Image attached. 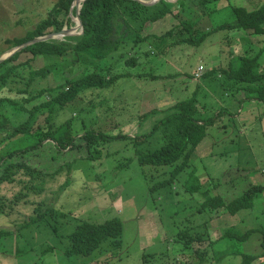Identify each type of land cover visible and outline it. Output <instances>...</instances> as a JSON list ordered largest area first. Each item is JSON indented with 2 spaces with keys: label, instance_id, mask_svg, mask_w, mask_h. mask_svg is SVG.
I'll return each instance as SVG.
<instances>
[{
  "label": "rangeland",
  "instance_id": "1",
  "mask_svg": "<svg viewBox=\"0 0 264 264\" xmlns=\"http://www.w3.org/2000/svg\"><path fill=\"white\" fill-rule=\"evenodd\" d=\"M56 1L0 0V58H7L18 49L9 50L7 41L25 36L46 18ZM263 1L218 0L204 8L187 6L180 13L179 21L193 20L192 33L199 37L202 32L232 23L233 7L251 11ZM68 17L71 25L65 24L63 29L70 30V35H79L81 28L77 19L70 13ZM176 24L178 21L168 15L152 23L148 32L161 35ZM243 38H247L245 43ZM262 38L241 30L221 29L211 32L194 47L168 46L177 37L163 42H143L134 50L138 61L134 67L124 65L121 59L127 52L128 57L134 54L132 50L125 47L115 53L110 60L114 72L129 77L119 79L108 88L87 91L54 119L59 124L71 117L73 134L77 135L76 148L59 152L51 141H44L37 149L12 158L45 174L36 176L16 171L11 182L0 185V209L4 211L0 213V230L11 232L0 237V264H238L240 255L233 256L235 252L260 254V242L255 234L241 245L225 241L210 245L209 242L219 239L229 227L244 232L247 228L264 225V104L252 108L246 122L254 125L246 132L241 131L245 124L238 119L239 112L247 109L243 106L245 102L240 105L236 119L225 115L213 126H208L206 137L194 151L190 167L186 173L182 172L181 180L184 181L188 172L195 169L204 186L202 189L211 190L225 202L241 196L249 185L261 186L263 190L254 201V207L234 216L222 208L200 210L204 198L199 192L190 193L178 179L152 188L168 176L157 177L150 167L146 169L148 182L134 159V152L159 148L164 143V135L158 130L138 146L134 145L133 138L151 132L165 110L188 99L196 84L203 90L198 93L199 97L205 94L220 106H229L232 99L219 90V75L208 79L203 75L210 69L228 66L229 53L230 56L242 53L239 49H244L248 41L254 46H263ZM158 45L166 50L160 52ZM27 57L30 56L22 54L19 60ZM32 64L38 68L43 61L36 60ZM200 66H203V75L196 79L194 74ZM61 70L45 80H35L31 87H24L27 77V70H24L26 75L12 79L0 90V97L25 104L32 92L61 84V76H64ZM144 113L147 115L141 118ZM15 115L9 107H1L0 142L11 133L15 121L25 118L22 115L15 118ZM42 120L40 118L38 124H42ZM87 129L110 136L121 133L129 138L110 139L95 145L102 158L89 161L85 159L88 150L81 137ZM33 143V138L17 136L5 140L0 151ZM127 160L130 161L125 165ZM59 166H62L59 173L50 177ZM157 168L172 170L169 166ZM210 184L218 185L212 189ZM49 208L54 211L52 216L23 227L30 217ZM113 218L123 223L120 247L113 249L107 241L90 256L65 254L69 243L67 236L76 225L82 221L103 223ZM191 227L194 228L190 234H201L202 239L195 237L197 240L185 247L189 238L179 237L178 233ZM203 250L205 255L200 258L199 252ZM220 252H232V255L217 263ZM254 264H264V258Z\"/></svg>",
  "mask_w": 264,
  "mask_h": 264
},
{
  "label": "trees",
  "instance_id": "2",
  "mask_svg": "<svg viewBox=\"0 0 264 264\" xmlns=\"http://www.w3.org/2000/svg\"><path fill=\"white\" fill-rule=\"evenodd\" d=\"M74 1L57 0L47 13L46 18L28 31L25 36L7 41L10 44L9 50L18 48L34 38L57 33L64 28L65 24L71 25L68 14ZM216 1L218 0H158L152 5H144L137 0H84L78 15L82 24L81 34L27 45L0 62V90L6 87L12 79L22 78L26 75L24 70H27L24 87L33 86L37 79H47L58 69H62L60 73L64 75L61 76L63 80L61 84L32 92L25 104L0 97V109L3 106L9 107L16 114L15 118L20 115L25 117L19 121L13 120L15 122L11 133L1 140L0 145L5 140L17 136L34 140L33 144L21 148L0 151V185L4 182H11L16 171H24L36 176L45 174L42 170L31 167L25 162L12 161L13 157L37 149L44 141H51L59 152L76 148L77 135L73 134L71 117L63 119L59 124H56L54 119L60 111L87 91L105 89L115 84L119 79L129 77L114 72L110 61L115 53L125 47L132 50L134 54L128 57L127 52L126 57L124 54L121 55V59L123 58L124 65L134 67L138 63L134 50L143 42L153 40L163 42L170 37H177L178 39L168 46L188 45L194 47L199 46L211 32L221 29L241 30L255 36H262L263 46L244 49L237 55L230 56L229 53L228 66L221 67L219 70L210 69L204 75L202 74L206 79L219 75V90L221 89L224 95L232 99L229 106H220L217 101L214 102L211 100L212 97H206L205 94L199 97L198 93L203 90L201 85L196 84L197 87L195 86L196 88L193 89L194 91L188 99L179 101L165 110L163 118L154 125L151 132L133 138L134 145L138 146L142 145L150 134L158 130L164 135V143L159 148L153 151L136 149L134 152V159L142 168V174L148 182L150 178L146 174V169L150 167L154 170L153 175L168 176L155 183L154 186L152 185V188L174 183L177 179L183 181L181 180L182 172L186 173V169L190 167L194 151L206 137L208 126H213L225 115L231 118L237 114L243 102L253 100L264 104V1L251 11L243 7H233L234 21L232 23L202 32L199 37H195L192 33L193 20L179 21L180 13L187 6L204 8ZM71 14L75 17L74 8L71 10ZM168 15L173 16L178 24L161 35L148 32V26L161 21ZM243 41H247V38H243ZM163 49L166 50L165 47H159L160 52ZM22 54H27L30 57L20 61ZM36 60L43 61V65L34 68L32 63ZM152 78L155 77L152 76ZM145 115L147 113L142 114L141 118ZM40 118H43L42 124H38ZM81 137L88 150L85 159L94 161L102 158L100 151L95 150V145L127 136L121 133L110 136L93 129H87ZM128 161L130 160L124 164H128ZM164 166L172 167V170L165 171L157 168ZM61 168L62 166H59L49 176L53 177L59 173ZM196 173L195 169L188 172V177L182 182V185L190 193L199 192L204 198L200 210L222 208L234 216L241 210L252 209L254 201L263 190L261 186L249 185L241 196L225 202L218 194L214 196L211 190L202 189L204 186L201 185L200 177ZM217 185L210 184L212 189ZM0 213H4V211L0 209ZM53 213L51 208L46 209L38 215L30 217L23 227L45 221ZM193 228L178 233L179 237L186 238L187 236L189 238V241L184 243L185 247L190 245L193 240H197L196 238L202 239L201 234H190ZM122 232L123 223L117 218L109 219L103 223L82 221L67 236L69 243L65 254L67 256H90L100 248L102 243L107 241L113 249L118 248L121 246ZM10 234V231L0 230V237ZM253 234L260 242L261 253L255 255L235 252L233 256L240 255L238 264H254L264 258L263 224L247 228L244 232H239L234 227L226 228L219 239L210 241L209 244L215 245L219 241H225L241 245L249 241ZM199 253V257L202 258L205 255V250ZM230 255L232 252H220L217 255V263L225 257L229 258L227 256Z\"/></svg>",
  "mask_w": 264,
  "mask_h": 264
},
{
  "label": "water",
  "instance_id": "3",
  "mask_svg": "<svg viewBox=\"0 0 264 264\" xmlns=\"http://www.w3.org/2000/svg\"><path fill=\"white\" fill-rule=\"evenodd\" d=\"M83 1L84 0H75L73 2V4H72L71 8H70V14H71V10L73 8L75 9V18L77 19V21L79 23V27L81 28V33H82V24H81V21H80L78 15H79V11H80L81 4H82ZM137 1H139L140 3H142L144 5H152L155 2H157L158 0H150L148 2L142 1V0H137ZM67 35H70V30L62 29L61 31H59L57 33H51L48 36H44V37H40V38H34L33 40L28 41L27 43H25L22 46L18 47V49L15 50V51H13L9 56H7V58L10 57L11 55H13L15 52L19 51L21 48L27 46V45H30V44H33V43H36V42H39V41H45V40L55 39L54 37H58V36L62 38V37H65ZM7 58H0V62H2L3 60H5Z\"/></svg>",
  "mask_w": 264,
  "mask_h": 264
},
{
  "label": "crops",
  "instance_id": "4",
  "mask_svg": "<svg viewBox=\"0 0 264 264\" xmlns=\"http://www.w3.org/2000/svg\"><path fill=\"white\" fill-rule=\"evenodd\" d=\"M232 15H233V13H232ZM233 18H234V15H233ZM234 20V19H233ZM148 27H150V26H148ZM148 30H149V28H148ZM243 43H245V41H242ZM242 42H241V44H242ZM251 43H247V46L244 48V49H251V47H255V48H257V47H259V46H254L253 44L254 43H252V41H250ZM241 44H239V47H241ZM244 49H239V50H244ZM201 67H203V66H201ZM194 79V78H193ZM206 79V78H205ZM207 81V80H206ZM259 103H257V102H255V101H246L244 104H243V106H247L246 108V110L245 111H240L239 112V115H238V119L240 118V120H241V123H244L245 124V126L244 127H242V130L241 131H247V130H249V128H251L252 127V125H254L253 123H248V122H246L247 121V118H248V116L249 115H251V113H252V108L253 107H255V108H258V107H260L259 105H258ZM242 106V107H243ZM234 119H236L237 118V116H236V114L235 115H233L232 116ZM242 135V134H241Z\"/></svg>",
  "mask_w": 264,
  "mask_h": 264
},
{
  "label": "built area",
  "instance_id": "5",
  "mask_svg": "<svg viewBox=\"0 0 264 264\" xmlns=\"http://www.w3.org/2000/svg\"><path fill=\"white\" fill-rule=\"evenodd\" d=\"M202 70H203V67L200 66L199 69H198V73L195 74L196 79H199L201 77L200 74H202Z\"/></svg>",
  "mask_w": 264,
  "mask_h": 264
},
{
  "label": "clouds",
  "instance_id": "6",
  "mask_svg": "<svg viewBox=\"0 0 264 264\" xmlns=\"http://www.w3.org/2000/svg\"><path fill=\"white\" fill-rule=\"evenodd\" d=\"M195 75V74H194ZM201 75V74H200ZM196 78V77H195Z\"/></svg>",
  "mask_w": 264,
  "mask_h": 264
}]
</instances>
